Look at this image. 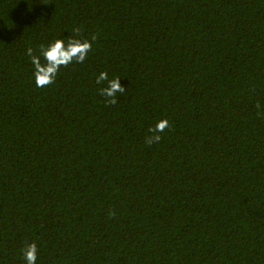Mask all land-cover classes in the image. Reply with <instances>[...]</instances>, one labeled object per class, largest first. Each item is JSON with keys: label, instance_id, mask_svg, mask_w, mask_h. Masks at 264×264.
Returning a JSON list of instances; mask_svg holds the SVG:
<instances>
[{"label": "trees", "instance_id": "trees-1", "mask_svg": "<svg viewBox=\"0 0 264 264\" xmlns=\"http://www.w3.org/2000/svg\"><path fill=\"white\" fill-rule=\"evenodd\" d=\"M75 29L86 61L36 87L27 49ZM32 242L37 264H264V0H0V264Z\"/></svg>", "mask_w": 264, "mask_h": 264}, {"label": "clouds", "instance_id": "clouds-1", "mask_svg": "<svg viewBox=\"0 0 264 264\" xmlns=\"http://www.w3.org/2000/svg\"><path fill=\"white\" fill-rule=\"evenodd\" d=\"M76 35L56 38L47 45H40L38 51L33 48L27 49V56L32 65V74L36 87H45L56 82L58 75L63 68L71 64H83L92 51L93 40L78 39L79 29L74 30ZM119 77L109 79L107 72H101L96 78L98 85H105L100 88V94L109 98L111 103L116 102L117 94L123 93L125 87L121 86ZM169 127L168 120L158 121L155 128L150 129L151 136L147 138L149 145L160 141V133ZM39 248L35 242L29 243L22 250V258L25 264H37Z\"/></svg>", "mask_w": 264, "mask_h": 264}]
</instances>
